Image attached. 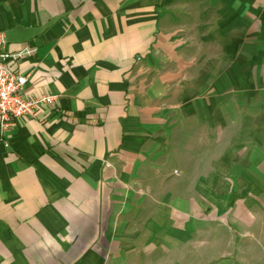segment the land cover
I'll return each instance as SVG.
<instances>
[{"label":"crops","instance_id":"crops-1","mask_svg":"<svg viewBox=\"0 0 264 264\" xmlns=\"http://www.w3.org/2000/svg\"><path fill=\"white\" fill-rule=\"evenodd\" d=\"M27 95L0 130V264H264V0H0Z\"/></svg>","mask_w":264,"mask_h":264},{"label":"built area","instance_id":"built-area-1","mask_svg":"<svg viewBox=\"0 0 264 264\" xmlns=\"http://www.w3.org/2000/svg\"><path fill=\"white\" fill-rule=\"evenodd\" d=\"M34 47L24 45L11 51L7 48L5 35L0 31V130L5 131L22 116L33 117L36 110L44 105L54 104V95H27L24 92L26 74L12 65L21 57L34 52Z\"/></svg>","mask_w":264,"mask_h":264}]
</instances>
